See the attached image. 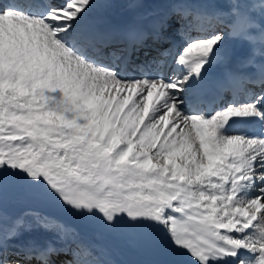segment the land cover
Returning <instances> with one entry per match:
<instances>
[{
  "label": "snow or ice",
  "instance_id": "snow-or-ice-1",
  "mask_svg": "<svg viewBox=\"0 0 264 264\" xmlns=\"http://www.w3.org/2000/svg\"><path fill=\"white\" fill-rule=\"evenodd\" d=\"M0 264H264V0H0Z\"/></svg>",
  "mask_w": 264,
  "mask_h": 264
}]
</instances>
